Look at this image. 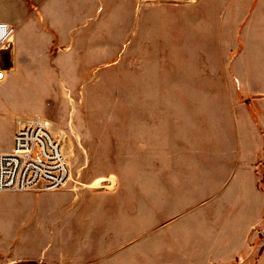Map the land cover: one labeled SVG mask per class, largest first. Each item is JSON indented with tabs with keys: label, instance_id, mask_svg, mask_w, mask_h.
I'll return each instance as SVG.
<instances>
[{
	"label": "rangeland",
	"instance_id": "1",
	"mask_svg": "<svg viewBox=\"0 0 264 264\" xmlns=\"http://www.w3.org/2000/svg\"><path fill=\"white\" fill-rule=\"evenodd\" d=\"M22 3L34 4L0 9ZM256 3L137 0L134 13L109 10L122 28L107 61L79 77L0 80V150L13 113H43L65 130L70 168L61 189L0 192V264H264V206L246 237L224 213L241 151L262 153L241 167L264 193Z\"/></svg>",
	"mask_w": 264,
	"mask_h": 264
},
{
	"label": "crops",
	"instance_id": "2",
	"mask_svg": "<svg viewBox=\"0 0 264 264\" xmlns=\"http://www.w3.org/2000/svg\"><path fill=\"white\" fill-rule=\"evenodd\" d=\"M31 1L34 4L30 7L22 3L14 11L4 12L0 9V21L11 24L15 29L11 49L0 51V72L8 80L23 76L37 77L41 72H49L57 78L79 77L80 70L92 68V63L96 66L99 61H107L108 54L114 52L112 41L108 47L107 40L108 37L110 40L113 39V29L122 27L120 25L115 27L110 21L109 10L119 12L126 10L128 13H134L140 9L137 0L127 2L115 0L111 6H104L100 0H93L100 3L97 7L91 5L92 0ZM253 13L257 19L264 16V0H257ZM51 31L58 38L53 56L50 55ZM251 43L257 44L253 39ZM250 61L257 62L256 66L264 68V55H256ZM15 115H38L48 118L43 113L15 112L12 118ZM11 146L12 142L0 152L10 151ZM240 153L237 155L239 159L235 166L238 172L234 173L232 181L224 189V194L231 196V202L225 204L224 213L233 214L234 220L228 225L230 229L238 228L236 236L246 237L253 223L262 215L264 193L256 186L254 170L248 168V165L243 170L241 165L243 159V161L251 159V162L256 163L262 153L242 151ZM251 154L254 155V159Z\"/></svg>",
	"mask_w": 264,
	"mask_h": 264
},
{
	"label": "built area",
	"instance_id": "3",
	"mask_svg": "<svg viewBox=\"0 0 264 264\" xmlns=\"http://www.w3.org/2000/svg\"><path fill=\"white\" fill-rule=\"evenodd\" d=\"M1 50H10L14 27ZM3 74L0 72V80ZM12 146L0 152V192L50 191L63 188L70 179L65 155V130L55 121L38 115H15Z\"/></svg>",
	"mask_w": 264,
	"mask_h": 264
},
{
	"label": "clouds",
	"instance_id": "4",
	"mask_svg": "<svg viewBox=\"0 0 264 264\" xmlns=\"http://www.w3.org/2000/svg\"><path fill=\"white\" fill-rule=\"evenodd\" d=\"M11 33V26L7 24H0V42L9 38Z\"/></svg>",
	"mask_w": 264,
	"mask_h": 264
}]
</instances>
